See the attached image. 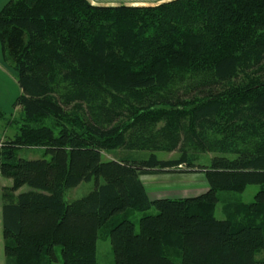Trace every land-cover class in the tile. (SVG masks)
I'll use <instances>...</instances> for the list:
<instances>
[{"label":"trees","instance_id":"16d2710c","mask_svg":"<svg viewBox=\"0 0 264 264\" xmlns=\"http://www.w3.org/2000/svg\"><path fill=\"white\" fill-rule=\"evenodd\" d=\"M0 45L22 109L0 145L6 264H98L109 221L115 264H264V0H11ZM37 148L50 160L17 159ZM191 150L223 155L198 167ZM189 172L206 193L152 200L141 180ZM250 185L218 219V193ZM152 208L137 230L128 214Z\"/></svg>","mask_w":264,"mask_h":264},{"label":"rangeland","instance_id":"374dc122","mask_svg":"<svg viewBox=\"0 0 264 264\" xmlns=\"http://www.w3.org/2000/svg\"><path fill=\"white\" fill-rule=\"evenodd\" d=\"M93 1V0H92ZM154 4L155 2H146ZM103 4H118V2H108ZM21 94L20 87L18 85L15 73L10 63L0 64V145L4 144L9 139H12L21 124V107L13 108L15 101ZM129 151L119 150L112 153H104V160L117 159L125 154H129ZM131 154L135 156L146 158L150 155L146 151H133ZM193 154V151H190ZM17 159H46L50 160V156L45 154L42 149H19L16 152ZM156 155L161 160H175L180 157V152H156ZM194 156L198 157L196 166L209 165L210 160L216 155H223L219 153H195ZM180 170L187 171L189 168L183 165ZM142 182L145 184L148 191H152V197L182 199L192 198L200 196L207 192L208 185L204 176L198 172H189L184 174H159L148 175L141 177ZM12 186L10 179L0 177V264H6V258L4 253V239H3V218H2V206H3V188L5 184ZM9 186V188L11 187ZM95 181L83 182L78 187L70 189L66 192L65 199L68 202L80 199L87 195L94 189ZM261 185H250L242 193L234 192H219V202L216 206L215 215L218 219L223 220L226 218L225 207L230 202H240L243 204H249L254 201L256 194L262 189ZM33 190L29 186L22 187L18 193H24ZM2 201V202H1ZM157 211L152 208L147 212H130L128 217L137 225L142 217L147 215H154ZM121 216V215H119ZM113 221H109L99 230V239L97 246V263L98 264H115L114 255L111 247L109 232L113 225ZM57 253L61 259L60 248H57ZM258 259L264 258V250L258 255ZM56 264H63L62 261Z\"/></svg>","mask_w":264,"mask_h":264},{"label":"crops","instance_id":"0c3cea01","mask_svg":"<svg viewBox=\"0 0 264 264\" xmlns=\"http://www.w3.org/2000/svg\"><path fill=\"white\" fill-rule=\"evenodd\" d=\"M11 0H0V11L3 9V7L7 4V3H9ZM5 61H4V59H3V54H2V49H1V45H0V64L1 63H4ZM0 177H2L1 175H0ZM5 186L6 187H4V188H9V186H11V183L10 184H5ZM148 191V190H147ZM19 193L17 192L16 193V195H18ZM148 194H149V197L152 199V200H155V199H162V198H160V197H152V191H148ZM169 199H171V198H169ZM2 202V201H1ZM1 204V203H0Z\"/></svg>","mask_w":264,"mask_h":264},{"label":"built area","instance_id":"2783aa9c","mask_svg":"<svg viewBox=\"0 0 264 264\" xmlns=\"http://www.w3.org/2000/svg\"><path fill=\"white\" fill-rule=\"evenodd\" d=\"M179 167H182V165H181V166H179Z\"/></svg>","mask_w":264,"mask_h":264}]
</instances>
